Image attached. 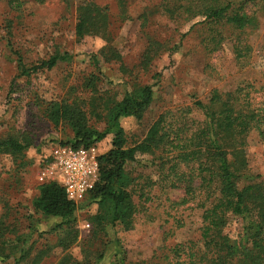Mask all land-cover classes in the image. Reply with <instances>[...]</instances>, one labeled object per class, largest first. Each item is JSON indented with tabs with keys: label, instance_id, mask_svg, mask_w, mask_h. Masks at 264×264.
<instances>
[{
	"label": "rangeland",
	"instance_id": "obj_1",
	"mask_svg": "<svg viewBox=\"0 0 264 264\" xmlns=\"http://www.w3.org/2000/svg\"><path fill=\"white\" fill-rule=\"evenodd\" d=\"M81 1L47 0L39 4L26 0L15 9L8 0H0V137L20 132L27 133L33 140L23 160L16 162L8 155H0V217L6 218L14 235L15 232L29 234L31 229L36 230L26 246L33 247L31 259L48 251L40 264H58L66 253L82 264L90 255L96 261L99 257L96 254L104 253L95 264H115L111 243L118 238L126 250L128 264L157 262L173 245L200 240L203 209L198 207L197 201L181 204L185 195L182 189L170 190L161 186L160 172L151 166L150 155L138 156V163L128 167L138 178L139 189L146 187L143 196L139 191L135 197L139 208L132 230L109 228L106 234L93 237L90 218L96 214L98 206L86 196L78 202L76 228L79 235L68 251L57 246L58 232L39 235V231H50L54 226L35 214L32 207L42 183L40 169L52 149L73 135L69 127H55L48 121L40 103L71 100L78 96L87 98L84 88L91 76L99 78L101 93L116 95L118 99L134 82L154 85V101L144 118L141 121L123 118L121 121L129 146L142 141L161 115L168 117V121L173 118L189 124L202 121V112L195 103H207L214 90L232 93L253 85V96L260 103L264 100L261 89L264 80L261 1L246 4L250 13L257 11L259 27L248 30L241 37L242 45L250 46L242 59L233 50L236 35L232 34H226L218 51L207 53L205 27L197 24L198 19L172 18L161 7L164 0H89L107 8L110 38L107 41L101 36H87L78 40L75 26ZM154 40L165 44L167 50L145 71L141 68V58L149 42ZM105 46L115 49L123 63L111 57L105 61L101 54ZM14 51L21 53L28 66L38 65L58 52L69 54L71 60L60 62L52 70L40 69L29 77H19ZM93 55L99 57L100 71ZM122 64L131 72L125 73ZM98 128L103 130L104 124ZM98 147L100 154L109 151L112 136L98 143ZM247 152L252 173L264 175V140L256 132L249 135ZM147 177L158 183L149 187ZM238 229L234 220L227 232L235 237ZM0 264L5 263L0 260Z\"/></svg>",
	"mask_w": 264,
	"mask_h": 264
},
{
	"label": "trees",
	"instance_id": "obj_2",
	"mask_svg": "<svg viewBox=\"0 0 264 264\" xmlns=\"http://www.w3.org/2000/svg\"><path fill=\"white\" fill-rule=\"evenodd\" d=\"M25 1L8 0V4L18 9ZM34 1L44 4L47 0ZM249 1L256 0H241L238 4L235 0H164L161 7L172 18L198 19L197 24L207 30L204 41L209 54L219 50L226 34L236 35L233 50L242 59L250 46L242 45L241 37L248 30L259 27L257 11L250 13L246 9ZM258 1L264 12V0ZM110 34L107 8L93 1H81L75 26L78 40L101 36L108 41ZM165 48L163 43L150 41L142 55L141 68L148 70L167 50ZM14 52L19 77H29L40 69L52 70L60 62L71 60L69 54L58 52L38 65L28 66L21 53ZM101 54L105 61L111 57L123 63L122 57L110 46H105ZM98 58L97 55L92 57L100 71ZM121 68L125 73L131 72L123 64ZM98 82L96 76L87 79L84 88L87 98L78 96L40 103L45 118L55 127L65 125L71 129L73 135L60 142L61 145L87 148L112 136L111 149L100 154L98 159L99 179L87 195L98 206L96 214L90 218L93 237L106 234L109 228L121 227L125 231L134 228L139 208L135 197L139 191L143 196L146 187L139 189L138 178L128 167L138 163V156L150 155L151 166L160 172L161 186L182 189L185 195L181 204L199 202L203 224L200 240L173 245L162 259L148 264H264V175L252 173L247 152L252 132L264 140V100L257 103L253 96L254 86L247 85L232 93L214 90L207 103H195L203 119L194 124L174 118L168 121V117L161 115L142 141L129 146L121 121L123 118L138 121L144 118L154 101V85L134 82L118 99L116 95L101 93ZM262 83L264 91V80ZM102 123L104 129L100 130L98 126ZM32 145L33 140L27 133H9L0 137V155H8L18 162ZM146 181L149 187L158 183L150 177ZM38 189L33 211L54 224L53 229L39 231V235L58 232L57 246L68 251L79 235L76 228L79 205L67 198L58 182L41 183ZM200 196L204 197L200 199ZM234 220L239 226L235 237L227 232ZM33 231L36 230L14 235L6 218L1 216L0 260L5 264L10 261L12 264H40L48 251L30 258L33 247H27L26 243ZM111 245L115 264H128L122 241L115 239ZM98 255L97 262L104 253ZM90 256L83 264H95ZM58 264L82 263L66 253Z\"/></svg>",
	"mask_w": 264,
	"mask_h": 264
},
{
	"label": "built area",
	"instance_id": "obj_3",
	"mask_svg": "<svg viewBox=\"0 0 264 264\" xmlns=\"http://www.w3.org/2000/svg\"><path fill=\"white\" fill-rule=\"evenodd\" d=\"M98 145L73 148L57 144L40 169V180L58 182L70 201L78 204L95 187L99 179ZM89 226V225H87Z\"/></svg>",
	"mask_w": 264,
	"mask_h": 264
}]
</instances>
